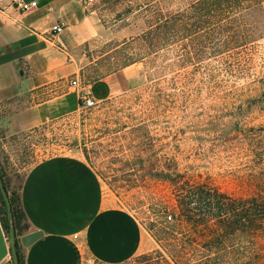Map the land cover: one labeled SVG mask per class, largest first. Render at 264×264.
<instances>
[{"label":"rangeland","instance_id":"374dc122","mask_svg":"<svg viewBox=\"0 0 264 264\" xmlns=\"http://www.w3.org/2000/svg\"><path fill=\"white\" fill-rule=\"evenodd\" d=\"M14 1L0 0V9ZM187 1L167 5L176 9ZM141 2L78 0L70 31L81 82L133 65L135 85L10 141L1 160L17 184L37 160L81 150L111 204L130 211L154 240L122 264H183L170 256L166 228V215L176 209L174 183L193 179L237 196L251 193L244 180L252 157L239 126H264V39L233 70L208 57L184 65L178 48L149 50ZM259 250L264 264V238ZM7 257L0 264H13Z\"/></svg>","mask_w":264,"mask_h":264},{"label":"crops","instance_id":"0c3cea01","mask_svg":"<svg viewBox=\"0 0 264 264\" xmlns=\"http://www.w3.org/2000/svg\"><path fill=\"white\" fill-rule=\"evenodd\" d=\"M34 1L27 11L16 1L0 9V151L80 108V88L72 85L80 81V65L70 33L78 0ZM59 22L64 30L53 33ZM136 81V69L126 65L90 82L89 92L101 102ZM19 183L26 232L42 231L21 246L24 264H82L85 256L98 264H122L154 246L130 211L111 204L79 149L37 160Z\"/></svg>","mask_w":264,"mask_h":264},{"label":"trees","instance_id":"16d2710c","mask_svg":"<svg viewBox=\"0 0 264 264\" xmlns=\"http://www.w3.org/2000/svg\"><path fill=\"white\" fill-rule=\"evenodd\" d=\"M169 1L138 4L147 12L143 38L150 51L180 49L184 65L197 66L208 57L233 70L244 60V53L264 39V0H188L176 9L168 7ZM234 126L238 128L237 122ZM239 128L245 131L252 157L244 180L251 193L237 196L193 179L174 183L176 209L166 215V228L171 235L170 256L177 263L258 264L263 256L259 241L264 238V126ZM0 181L10 206L17 262L24 264L18 237L27 231L28 223L20 203V183H12L1 153ZM0 225L9 232L1 188Z\"/></svg>","mask_w":264,"mask_h":264},{"label":"water","instance_id":"95a60500","mask_svg":"<svg viewBox=\"0 0 264 264\" xmlns=\"http://www.w3.org/2000/svg\"><path fill=\"white\" fill-rule=\"evenodd\" d=\"M0 188L2 190L4 199H5L6 204H7V210L9 213V222H10V229L8 232V236L6 235V233L4 232V230L2 229V227L0 225V263L7 256H11L12 260H13V264H18L17 253L15 250V238H16V236H15L14 229L12 226V218L10 215V206L8 203L6 191L4 190L1 181H0ZM41 235H42V231H39V230L26 232L23 235L19 236L18 240H19V243L22 247H28L32 242L37 240Z\"/></svg>","mask_w":264,"mask_h":264},{"label":"built area","instance_id":"2783aa9c","mask_svg":"<svg viewBox=\"0 0 264 264\" xmlns=\"http://www.w3.org/2000/svg\"><path fill=\"white\" fill-rule=\"evenodd\" d=\"M17 2V6L21 11H27L30 9H33L36 6V1L32 0L29 2H25L24 0H15ZM64 30V23L59 22L55 23L52 27L53 33H61ZM72 85H76L80 88V95H79V102L80 107L82 108H90L95 105L96 101L94 98L90 95L89 88L90 83L89 82H81L76 79L72 81ZM82 264H98V262L89 256H85L83 259Z\"/></svg>","mask_w":264,"mask_h":264}]
</instances>
